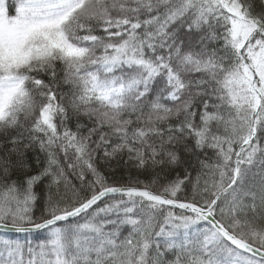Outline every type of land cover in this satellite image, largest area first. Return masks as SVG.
<instances>
[{"label":"snow or ice","instance_id":"snow-or-ice-1","mask_svg":"<svg viewBox=\"0 0 264 264\" xmlns=\"http://www.w3.org/2000/svg\"><path fill=\"white\" fill-rule=\"evenodd\" d=\"M0 264H264V0H0Z\"/></svg>","mask_w":264,"mask_h":264},{"label":"trees","instance_id":"trees-1","mask_svg":"<svg viewBox=\"0 0 264 264\" xmlns=\"http://www.w3.org/2000/svg\"><path fill=\"white\" fill-rule=\"evenodd\" d=\"M16 234L0 232V238H13Z\"/></svg>","mask_w":264,"mask_h":264},{"label":"water","instance_id":"water-1","mask_svg":"<svg viewBox=\"0 0 264 264\" xmlns=\"http://www.w3.org/2000/svg\"><path fill=\"white\" fill-rule=\"evenodd\" d=\"M0 232L11 233V232H8V231L5 230V229H0Z\"/></svg>","mask_w":264,"mask_h":264}]
</instances>
